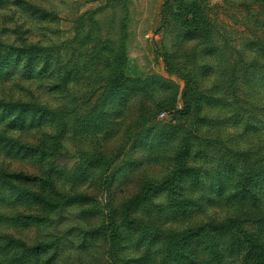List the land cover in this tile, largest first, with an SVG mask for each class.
<instances>
[{"label": "rangeland", "instance_id": "obj_1", "mask_svg": "<svg viewBox=\"0 0 264 264\" xmlns=\"http://www.w3.org/2000/svg\"><path fill=\"white\" fill-rule=\"evenodd\" d=\"M260 257L264 0H0V264Z\"/></svg>", "mask_w": 264, "mask_h": 264}, {"label": "trees", "instance_id": "obj_2", "mask_svg": "<svg viewBox=\"0 0 264 264\" xmlns=\"http://www.w3.org/2000/svg\"><path fill=\"white\" fill-rule=\"evenodd\" d=\"M20 50H21L20 48L15 49V51H17V53H19ZM26 51H28V50H26ZM189 110H190V107L187 106L185 111H180V112H178V114L187 115L189 113ZM237 201L239 203L243 202V200H237ZM209 230H215V227L212 226V225H206V226L202 227V229H200V231H201L200 233H204V232L209 231ZM205 254H206V256H209V260L210 259H213L212 257H214L213 251H211L210 254H209V251H207V253H205ZM259 260H260V262H263L264 261V258L263 257H260Z\"/></svg>", "mask_w": 264, "mask_h": 264}]
</instances>
